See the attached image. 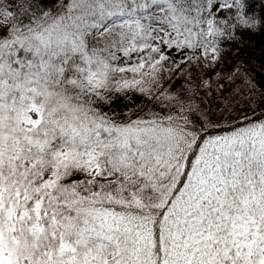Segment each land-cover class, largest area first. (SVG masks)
I'll list each match as a JSON object with an SVG mask.
<instances>
[{"label":"snow or ice","instance_id":"obj_1","mask_svg":"<svg viewBox=\"0 0 264 264\" xmlns=\"http://www.w3.org/2000/svg\"><path fill=\"white\" fill-rule=\"evenodd\" d=\"M0 264H264V0H0Z\"/></svg>","mask_w":264,"mask_h":264}]
</instances>
